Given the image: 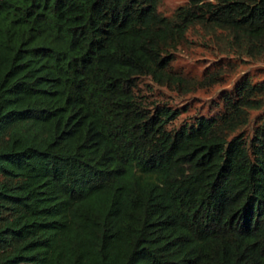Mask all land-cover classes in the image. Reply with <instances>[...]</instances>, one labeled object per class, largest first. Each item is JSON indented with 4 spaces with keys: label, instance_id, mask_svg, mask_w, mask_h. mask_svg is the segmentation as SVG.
Here are the masks:
<instances>
[{
    "label": "trees",
    "instance_id": "16d2710c",
    "mask_svg": "<svg viewBox=\"0 0 264 264\" xmlns=\"http://www.w3.org/2000/svg\"><path fill=\"white\" fill-rule=\"evenodd\" d=\"M159 1L0 0V264H264V86L177 130L135 92L197 25L264 57V0Z\"/></svg>",
    "mask_w": 264,
    "mask_h": 264
},
{
    "label": "rangeland",
    "instance_id": "374dc122",
    "mask_svg": "<svg viewBox=\"0 0 264 264\" xmlns=\"http://www.w3.org/2000/svg\"><path fill=\"white\" fill-rule=\"evenodd\" d=\"M186 3L187 0H160L157 9L171 18L177 8ZM171 56V68L184 78L186 86L161 85L149 76H142L135 89L147 106L163 105L177 111L168 129L177 130L183 124H193L200 117L221 112L224 97L233 96L236 85L242 80L264 86V57L236 52L227 35L220 30L212 33L198 25L191 27L183 42L171 50ZM208 80L212 83L206 85ZM262 99L261 108L249 110L248 124L241 130L244 137H252L254 129L263 122L264 96Z\"/></svg>",
    "mask_w": 264,
    "mask_h": 264
}]
</instances>
